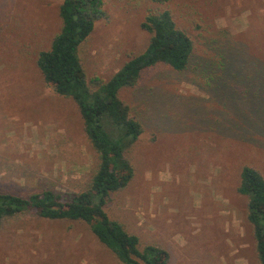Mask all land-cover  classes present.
Here are the masks:
<instances>
[{
  "label": "rangeland",
  "instance_id": "1",
  "mask_svg": "<svg viewBox=\"0 0 264 264\" xmlns=\"http://www.w3.org/2000/svg\"><path fill=\"white\" fill-rule=\"evenodd\" d=\"M61 1L0 0V191L77 190L96 165L77 105L36 66L61 26ZM103 1L106 17L78 50L87 77L107 79L142 52L150 34L140 22L164 8L194 42L186 69L154 65L120 91L143 132L134 176L107 214L140 247L167 249L169 264H258L237 185L245 163L264 175V92L251 79L264 0ZM0 264L123 263L86 223L25 212L0 223Z\"/></svg>",
  "mask_w": 264,
  "mask_h": 264
},
{
  "label": "trees",
  "instance_id": "2",
  "mask_svg": "<svg viewBox=\"0 0 264 264\" xmlns=\"http://www.w3.org/2000/svg\"><path fill=\"white\" fill-rule=\"evenodd\" d=\"M58 13L61 26L50 45L38 51L36 66L48 86L77 105L96 165L77 190L56 192L43 188L24 195L0 191V223L25 212L49 220H79L123 264H169L167 249L152 243L140 247L139 236L129 232L120 220L111 218L105 205L133 178L130 154L143 132L141 121L120 91L136 85L142 71L154 65L164 64L177 71L186 69L194 42L176 25L171 11L164 8L140 22V27L150 34L142 52L131 55L107 79L97 74L87 77L78 50L95 23L106 17L104 1L62 0ZM257 48L260 52L254 64L256 73L251 79L264 92V41ZM237 191L247 197L246 217L251 224L258 264H264L263 173L253 165L243 164Z\"/></svg>",
  "mask_w": 264,
  "mask_h": 264
}]
</instances>
